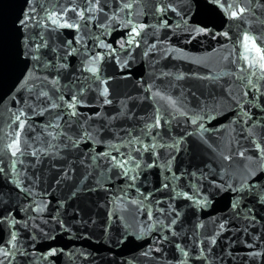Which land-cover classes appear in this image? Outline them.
Segmentation results:
<instances>
[{
  "label": "water",
  "instance_id": "1",
  "mask_svg": "<svg viewBox=\"0 0 264 264\" xmlns=\"http://www.w3.org/2000/svg\"><path fill=\"white\" fill-rule=\"evenodd\" d=\"M232 2L0 0L4 264H264V80L240 58L264 0Z\"/></svg>",
  "mask_w": 264,
  "mask_h": 264
},
{
  "label": "snow or ice",
  "instance_id": "2",
  "mask_svg": "<svg viewBox=\"0 0 264 264\" xmlns=\"http://www.w3.org/2000/svg\"><path fill=\"white\" fill-rule=\"evenodd\" d=\"M214 2L219 4L222 8L224 7L223 3H221V0H214ZM90 3L99 4V0H90ZM234 3H239V0H233L232 3H229L228 4V8L225 9L226 13H229V10L233 9V4ZM124 7L130 9L132 7V5L131 4H124ZM68 10L69 9H65L64 12L66 13ZM72 10L74 11V9H72ZM95 10H96L95 8L87 9V11H90V12L91 11H95ZM161 11H163V9H161ZM245 11H247V9L243 8V7L238 8V10H231L230 11V18H239L240 16H242V14ZM77 15L80 17L81 20L84 19V11L78 12ZM48 18H49V20L51 21V23L53 25H56L58 27H69V28H72V27L78 28L79 27L78 23H75V24L74 23H68L67 21H65L64 23H61L60 19L57 17L55 12L51 13ZM89 19H92V17H89ZM22 23H24V22L22 21ZM129 23H131V22L129 21ZM136 35H139V32L137 31V29L135 27H133L132 28V32L130 33V37L131 38L128 40L129 44H131L133 42V40H134ZM241 44H242L243 52L240 53V58L243 59L248 64L249 68L258 69L259 73H260V75L257 76V72L253 71L251 73V75L248 77V80H247L248 85L254 86L252 77H257L258 81L259 80H264V45L258 43V38H254V37L250 36L247 32H245L242 35ZM249 53H255V55L254 56H250ZM88 70L93 72L94 74L97 71V69L95 67L89 68ZM242 71H243V69H242ZM241 79H243V77H241ZM257 91H259V87H257ZM104 93L105 94L107 93V89L106 88L104 90ZM247 94H248L247 92L244 93L245 96H247ZM40 95L41 96H47L48 94H47V92H41ZM156 95H159V93H157ZM61 99H63V97H61ZM167 100H168L169 106L176 107V101L175 100H172L170 97L167 98ZM105 102L107 103L108 101H105ZM78 103H79V101L74 96L72 103L68 104V107L73 110L72 113H71L72 115H76L75 108H76V105ZM51 107L52 108H56V107H59V105L53 103L51 105ZM43 111L44 110H41V114H43ZM245 115H247V114L245 113ZM14 116H15V119L13 120L12 123L15 124L17 127H16V130L12 133V136H13L12 142L9 143L7 145V147L10 150L11 155L13 157H16L18 153L20 155L24 154V152H23V150L21 148V137L24 135V130H25V127L27 125V117H26V113L24 112L23 109H20L18 114L14 113ZM214 118H215L214 116H210L209 120L214 119ZM57 119H59V118H57ZM203 119H204L203 116H198V117L192 119V123L193 124H197L199 120H203ZM159 124H160V117L157 116L154 126H159ZM27 126L29 128L32 127L31 125H27ZM9 127H11V125ZM49 127L56 128V127H59V124L58 123L49 124V125L45 126V131H47V128H49ZM199 127L202 130V132L203 131H207V129H205V127H204V125L202 123L199 125ZM217 130H219V129H217ZM47 134L49 136H51L52 139L56 138L53 135V133H51V132H48ZM85 135H88V134L85 133ZM37 139H39V135L37 136ZM24 143L27 144L28 141L25 140ZM256 148L259 151H261L262 154H264V149H262L259 144H256ZM117 151H119L118 148H117ZM32 154L35 156L36 155V151H33ZM98 155L107 156V155H109V153H107V152L99 153ZM122 155H123V153H121V156ZM239 155L243 156L244 153L240 152ZM223 158L225 160H230L231 156H224ZM111 159H112V161L115 162L114 166L118 165L121 168L124 167V163H127V161H124V163H121L120 161H117V158L114 157V156L111 157ZM131 159H133V157L129 156V160H131ZM15 163L16 162L13 161V167L15 166ZM0 171H2V169H0ZM125 175H127V172H125ZM165 187H167V185H165ZM133 203H136V202L133 201ZM233 207H236V205L234 204ZM149 217H151V213L150 212H149ZM173 223H175V221H173ZM221 227H223V225H221ZM16 239H17L16 233L12 232L11 235H10V239L7 241V243L8 244H12L14 241H16ZM11 254L12 253L4 245H0V256L4 257L6 259ZM54 254H55V249L51 250L48 253V255H54ZM185 255H186V253H185ZM0 264H4V260H0Z\"/></svg>",
  "mask_w": 264,
  "mask_h": 264
}]
</instances>
